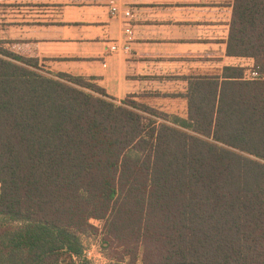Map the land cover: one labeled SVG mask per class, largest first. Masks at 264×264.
<instances>
[{
  "label": "trees",
  "instance_id": "trees-1",
  "mask_svg": "<svg viewBox=\"0 0 264 264\" xmlns=\"http://www.w3.org/2000/svg\"><path fill=\"white\" fill-rule=\"evenodd\" d=\"M223 66L187 79L186 116L0 47V264H264V0H233Z\"/></svg>",
  "mask_w": 264,
  "mask_h": 264
},
{
  "label": "crops",
  "instance_id": "crops-1",
  "mask_svg": "<svg viewBox=\"0 0 264 264\" xmlns=\"http://www.w3.org/2000/svg\"><path fill=\"white\" fill-rule=\"evenodd\" d=\"M107 1L0 0V41L50 73L93 77L117 101L176 83L185 91L189 77L240 60L225 54L233 0H124L127 20L111 17ZM126 25L128 51L110 52Z\"/></svg>",
  "mask_w": 264,
  "mask_h": 264
},
{
  "label": "rangeland",
  "instance_id": "rangeland-1",
  "mask_svg": "<svg viewBox=\"0 0 264 264\" xmlns=\"http://www.w3.org/2000/svg\"><path fill=\"white\" fill-rule=\"evenodd\" d=\"M0 47L4 48V43L2 44L1 41H0ZM235 64L236 65L234 66L242 67L243 69L247 68V70L250 69L251 66V63L248 60H241V58L238 62H235ZM207 73L216 74L213 72H207ZM183 89H184L183 84L180 83L170 84V86H167L166 89L163 90V94H161L160 92L158 93L157 90H153V89L144 90L136 94L134 99L138 103L147 105L160 113L166 115H176L179 117H185L186 100L183 97L184 94H182L183 92H185ZM115 103L116 104L118 103L117 100L115 101ZM92 223L95 225L96 229L84 233L81 236V240L84 244V249L89 253V258L91 260V263L115 264L113 262L116 256L114 251H117V249L109 247V245H107V242H105L102 222L93 221ZM111 259L114 260L111 261ZM123 263L141 264L139 254L136 258L130 260V262L128 259H125Z\"/></svg>",
  "mask_w": 264,
  "mask_h": 264
},
{
  "label": "built area",
  "instance_id": "built-area-1",
  "mask_svg": "<svg viewBox=\"0 0 264 264\" xmlns=\"http://www.w3.org/2000/svg\"><path fill=\"white\" fill-rule=\"evenodd\" d=\"M107 8L109 15L111 17L120 18L122 20H127L132 17L130 4L124 0H108ZM131 41V30L129 26L123 28V40L120 44H112L109 47L110 52H127L129 49V42ZM258 68L254 65L250 66V69L245 73L246 79H257L259 78ZM84 256L91 262L89 258V253L84 249ZM93 264V263H92Z\"/></svg>",
  "mask_w": 264,
  "mask_h": 264
}]
</instances>
